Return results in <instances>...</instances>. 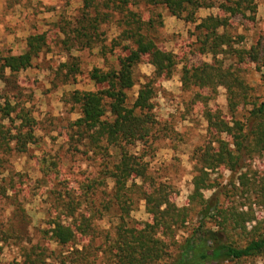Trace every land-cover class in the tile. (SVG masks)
Returning <instances> with one entry per match:
<instances>
[{
    "label": "trees",
    "instance_id": "trees-1",
    "mask_svg": "<svg viewBox=\"0 0 264 264\" xmlns=\"http://www.w3.org/2000/svg\"><path fill=\"white\" fill-rule=\"evenodd\" d=\"M142 1L150 7H164L171 16L185 22L195 23L193 51L200 56H212V61L184 63L172 52L160 49L144 32L151 26L150 19L142 20L134 11L137 0H104L101 8L121 16L120 26L125 28L119 38L128 43L122 48L127 54H118L117 69L93 68L89 78L98 88L75 90L70 93V100L79 107V117L72 124L75 133L85 136L86 142L82 144L99 153L103 160L99 178L85 185V189L93 193L111 183L110 191L103 192L106 199L102 208L115 219L113 237L104 235V241L93 246L97 237L93 218L104 214H86L80 211L81 201L73 199L62 204V211L43 233L61 247L84 237L88 239L85 250L94 248L107 264H231L264 257V218L256 216L254 208L264 212V101L252 95V88L237 68L246 63L254 65L264 85V36L249 49L236 48L242 38L238 36L236 40L227 31L231 28L230 16L255 11L253 0H222L217 5L212 0ZM92 2L83 0V9L74 23L61 27L66 43L70 41L84 49L99 40V21L108 14H101ZM92 7L95 16L87 12ZM214 7L219 10L216 16H207L196 23L199 9ZM46 41L44 33L29 35L21 54L1 56L0 81L29 69L46 48ZM220 55L234 57L236 63L226 65L217 58ZM142 60L152 66L153 75L140 86L128 106V93L135 84L134 70ZM179 66L183 90L194 87L214 94L223 88L226 96V114L219 110L204 111L206 141L193 151L195 175L183 207L173 202L174 190L166 183L157 182L149 173L148 164L129 151L136 143H146L156 124L152 104L155 80L169 78ZM62 68L66 80L79 73L76 61L62 64ZM1 99L0 149L24 153L35 141L36 120L16 100L17 96L4 94ZM243 110L246 114H241ZM4 121L9 123L8 127L2 124ZM258 158L262 160L260 172L252 167ZM219 169L236 176L227 192H222L212 181ZM205 191H212L208 198L204 197ZM222 194L228 200L226 205L220 200ZM136 201L144 203L149 221L136 222L131 218ZM13 218L19 227L11 228V233L19 237V231L29 222L28 217L20 208L14 211Z\"/></svg>",
    "mask_w": 264,
    "mask_h": 264
},
{
    "label": "rangeland",
    "instance_id": "rangeland-1",
    "mask_svg": "<svg viewBox=\"0 0 264 264\" xmlns=\"http://www.w3.org/2000/svg\"><path fill=\"white\" fill-rule=\"evenodd\" d=\"M0 1L3 3L0 13V35L3 37L0 57L21 54L29 35L44 33L47 39L46 48L29 69L0 81V104L4 94L17 96L16 100L28 108L36 120L35 141L24 153L0 149V264H107L94 248L85 250L88 239L77 237L73 243L61 247L50 241L43 232L48 229L49 222L60 214L62 204L73 199L81 201L80 211L86 214H104L101 218H97V215L94 216L97 219L93 218L94 233L97 235L93 246H99L104 241V235L113 237L115 219L112 213H105L102 208L106 199L103 192L110 191L111 183L108 182L106 189L93 193L85 189V185L99 178L103 160L99 153L82 144V141L86 142L85 136L79 137L72 127L79 117V107L70 100V93L75 90L95 91L98 88L89 78L93 68H118L117 56L127 54L122 48L128 44L119 38L125 28L120 26L121 16L115 11L101 8L104 0H93V5L98 6L97 10L108 15L105 20L99 21V40L91 48L83 49L76 43H66L67 37L61 31L65 24L74 23L75 17L83 9V0ZM212 1L217 5L222 0ZM137 3L134 11L139 13L142 20L151 21V26L144 32L160 49L172 52L184 63L212 61V56H200L193 51L195 23L171 16L164 7H150L142 0H137ZM253 4V13L229 17L231 28L227 29L228 33L236 40L238 36L242 38L236 48L249 49L264 36V0H253ZM87 12L95 16L93 7ZM218 13L216 7L199 9L195 21L198 23L200 19ZM217 58L226 65L236 63V59L229 55ZM73 61L78 64L79 73L66 80L62 64ZM237 68L252 88V95L264 101V85L255 66L246 63ZM152 75L153 68L147 61L142 60L136 65L135 84L128 93V106H131L140 86ZM154 86L152 104L156 124L153 132L146 143H136L129 147V151L148 164V171L157 182L166 183L174 190L173 202L183 207L192 191L191 181L195 175L193 151L206 141L204 111L219 110L226 114L225 90L218 88L214 94L194 87L183 90L180 66L169 78L156 79ZM241 114H246V111L243 110ZM2 124L9 126L7 121ZM252 167L260 172L262 160L255 159ZM235 178L229 171L219 169L212 176V181L222 192H227ZM83 193L84 197H80ZM211 193L203 192L205 198ZM222 195L220 200L226 205L228 200ZM20 208L24 209L29 222L17 237L11 233V228L19 227L13 215ZM254 208L256 216L264 218V212ZM130 216L136 222L149 221L143 202H135ZM231 264H264V257Z\"/></svg>",
    "mask_w": 264,
    "mask_h": 264
},
{
    "label": "crops",
    "instance_id": "crops-1",
    "mask_svg": "<svg viewBox=\"0 0 264 264\" xmlns=\"http://www.w3.org/2000/svg\"><path fill=\"white\" fill-rule=\"evenodd\" d=\"M3 11V3L0 1V13ZM1 19V18H0ZM0 27H1V21H0ZM3 43V37L0 35V45Z\"/></svg>",
    "mask_w": 264,
    "mask_h": 264
}]
</instances>
